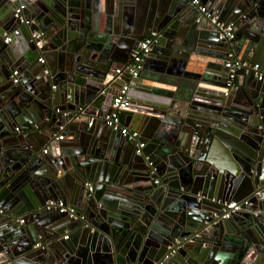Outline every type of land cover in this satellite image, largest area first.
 I'll return each mask as SVG.
<instances>
[{
  "label": "water",
  "instance_id": "obj_1",
  "mask_svg": "<svg viewBox=\"0 0 264 264\" xmlns=\"http://www.w3.org/2000/svg\"><path fill=\"white\" fill-rule=\"evenodd\" d=\"M79 2L0 0V7L7 10L0 12V92L9 99L5 103L0 99V138L12 136L0 142V167L4 165L0 169V221L8 224L7 236H0V264H248L244 254L250 252L264 264V80L256 79L252 71L236 68L228 55L232 49L240 61L264 59V45L257 47L258 39L251 33V29L257 30L256 23L264 20V0H199L198 4L172 0V7L159 22H151L152 14L144 23L130 22L121 33L123 40L117 35L106 45L100 43L103 39L91 41L86 30L78 29L80 36L87 38L81 40L85 49L78 69L102 78H79V71H75L77 76L70 74L69 80L78 86L87 84L84 95L77 97V91L72 96L66 94L65 82L58 80L59 71L43 63L38 67L36 58L38 62L40 56L34 50L66 45L74 35L71 29L78 28L83 17L86 21ZM18 4L24 5L21 18L28 23L15 16ZM66 4L70 6L66 8ZM206 4L210 16L197 21L198 6ZM213 16L224 25L233 24L231 39H218ZM33 30L42 33L44 44L39 49ZM103 31L105 39L117 34L108 21ZM152 33L155 41L139 75L130 78L126 73L116 80L115 69ZM5 35L11 42L15 37L24 39L32 50L19 66L7 59ZM162 38L163 42L166 39L163 49L158 46ZM152 58L159 60L155 61L159 73L150 76L151 80L170 86L186 83L188 92L180 96L173 88L159 87L154 94L141 93L143 103L154 111L148 115L144 135L129 139L107 127L109 131L102 129V141L90 139L92 145L83 141L104 122L108 110L101 102L107 99L111 107L115 89L125 82L141 87V79L151 75L146 61L150 63ZM15 67L32 71V83ZM165 72L175 77L160 74ZM209 81L219 90L209 92L213 98L208 105L216 110L217 119L231 127L230 136L241 140L225 142L232 149L226 166L213 158V145L210 148L218 143L209 124L213 118L202 112L196 119L171 116L185 118L192 105V87ZM51 83L57 87L51 88ZM127 95H135L130 86ZM127 110L129 106L119 110L121 122ZM27 114L34 120L32 126L20 124ZM70 125H76L75 130L87 126L77 146L72 151L62 150L63 143L55 141L49 155L42 156L44 144L33 139V132L39 130L47 141H54L59 129L68 131ZM15 127L23 132L13 135ZM204 130L208 133L203 135ZM55 148L60 153L56 154ZM40 163L49 168L35 175L30 183L34 198L26 202L19 187L32 176L31 168ZM88 184L93 185L92 192ZM7 190L17 195L12 199L13 208L2 200ZM103 190L107 195L101 200L98 195ZM244 199L249 201L247 205L221 218L225 203ZM18 200L25 205L19 206ZM48 200L60 201L74 213L60 212L54 205L46 209ZM34 220L39 222L42 246L34 247L39 242Z\"/></svg>",
  "mask_w": 264,
  "mask_h": 264
},
{
  "label": "crops",
  "instance_id": "obj_2",
  "mask_svg": "<svg viewBox=\"0 0 264 264\" xmlns=\"http://www.w3.org/2000/svg\"><path fill=\"white\" fill-rule=\"evenodd\" d=\"M79 1H80L79 2V10L80 11L79 12H81V10H84V12H86L84 15L86 18V21L83 17L81 19V22H80L78 28L75 27V28L71 29L70 32L73 33L74 35H73V37H71L70 39H68L66 41V45L54 47V49L52 48L49 50H37V49L34 50L36 53H39L38 55L41 58H43V60H44L43 64L46 65V67L49 66L52 70H56V71L60 72V76H58V80L61 83H63V81L65 82L66 94L69 93V95L72 96L75 93V91H77L76 92L77 97L83 96L84 95V89L83 88H87V84H83V85L81 84L80 86H78L77 83L69 80L70 74H75V76H77V73L75 71L81 72L78 69V66L83 65V63H82L83 57H82L81 52L84 51L85 44H84V42L81 43V40L87 41V38L84 36L81 37L79 32L77 31L78 29L86 30V32H88V36L90 37L91 41L94 40L95 38H97V40L103 39L102 41H100V43L106 45L107 43H113L115 40H113L112 38L117 37V35H119L121 37L120 39L123 40L124 37L121 36V33L125 30L126 24H129L130 22H132V23H138V22L144 23V21H146L149 18L150 14H152V16L150 17L151 22L155 23L158 21L159 17L165 12V10L170 9L172 7V0H79ZM67 3H68V1H67ZM69 6L70 5L66 4V8H68ZM203 6L207 7V4L203 5ZM46 8H47V6H46ZM63 8H64V10H66L65 13L67 14L68 10L65 7H63ZM2 11L7 12L5 7H4V9L2 7H0V12H2ZM49 15H50V17H53V15H51V14H49ZM82 15H83V13H82ZM107 21L110 24L111 30H113V28H114L115 29L114 32L117 31V34L111 33V35H110L111 39H109V38L105 39V38L101 37V34H104L103 27L105 26ZM230 24H232V23H230ZM256 24H257V26H256L257 30L251 29V33L256 35V37L258 39V43L256 45H257V47L259 46V48L261 49V47H263V45H264V39H261L264 37V20L260 19V21H258ZM124 26H125V28H124ZM183 26L184 25H182L181 27H183ZM80 27H82V28H80ZM178 28H180V24L178 25ZM33 31H39V30H33ZM242 31H243V29H242ZM245 31L246 30H244V32ZM99 34H100V36H98ZM7 37L8 36L5 35V38H7ZM15 38L16 39L14 42H11L10 39L7 43L5 41H3V42L8 45L9 51H8V53H6L7 59L10 62H16L17 63L16 66H19V64L21 62H25L26 56L32 50H29L28 49L29 47L28 48L26 47V43H25L24 39H21L19 37H15ZM153 41H155V40H153ZM159 42H160V44L158 46L163 49V46L166 44V39L163 42V38H162V39H160ZM261 42H262V45H261ZM151 45H153V43ZM37 48L39 49V47H37ZM230 50L231 51L229 53H233L234 55L236 54L234 50H232V49H230ZM149 53L147 55H149ZM259 55H261V54H259ZM146 57L147 56L144 57V60L142 63V69H143V65H144ZM263 60L264 59L262 57H258V59L254 62H258V63L264 65ZM91 61H92V59H91ZM150 61H151L150 63H147V61H146V64L148 65L146 71L151 75H149L148 78L141 79V81H142L141 87H135L134 88V85H132L133 83H129L130 91L134 92L135 95H133L132 97L130 95H128L129 100H130V104H132V106L129 105V110H127V115L126 116L124 115L122 117L123 122L120 121V123L122 125L127 126L131 130L137 131L138 134H140V135H144L145 132H148V121H149L148 115H152L154 113L153 109H151V107H153V106L150 107V105H149V107H147L145 105V103H143V101L140 97L141 93L154 94L155 89H159V87H162L165 89H172L173 88L172 92H176L178 95L182 96L183 94L188 92L187 88L189 87L188 84H186V83L183 84L180 82H177L176 84L173 83V85H171V86L170 85H164V84L160 85V83L158 84L157 82H154L153 80L150 79V76L152 77L153 74L159 73V70H156V68L159 67V64L155 63V61H159V60L156 58L155 59L152 58V59H150ZM127 62H128V60H127ZM36 63H38L37 65L39 67L41 62H39V60L37 62V58H36ZM196 66L199 67V65H196ZM15 69L17 70V67H15ZM17 71H18V73L23 74V77H24V79H26L28 84L32 83L33 75H34L32 71L26 70V68L24 70H21V71H20V69H18ZM160 74L164 75V76L175 77L174 75H172L171 73H168V72L160 73ZM86 76H88L87 73L81 72V73H78L77 77H79V78L85 77L86 78ZM88 77H91L95 80H100L102 78V77L95 78L94 76H91V75ZM118 78H120V77L119 76L115 77L116 80ZM182 78L186 79L185 77H182ZM13 82L17 83L14 80H13ZM125 83H128V82H125ZM50 87L56 88L57 86H55V84L51 83ZM78 87H80V88H78ZM48 88H46V89L48 90ZM35 89L36 88H34V90ZM36 90L40 91L39 89H36ZM216 90H219V89L213 81L212 82L209 81L207 83L198 82V85L196 88L192 87L191 91H193V92L191 93V91H190V97H191L190 104H192V105H191V108L190 107L188 108L190 111H189V113L186 114V117L183 118L181 116H175V115H171V116L178 117L179 119H182V120L191 119V116H194L192 118L196 119V117H197L196 115H198V114L200 115L201 114L200 112H202L203 114H205V116H207V118H213V120L210 121L209 124L211 125L212 129H214L213 130L214 136H212V137L215 138V140L218 143H212L210 145V148L213 145V147H212L213 158L215 160H217L218 162L222 163L224 166H226L225 163H227V161H229V159L232 157V155H231L232 149H231V146L227 143L225 144V142L227 140H228V142L230 140H233V141L237 140L238 142H240L241 140H239V137H237V136L236 137L230 136L233 134L230 132L232 130L231 127L228 124H226L225 122H221L220 118L217 119L216 110L214 108H212L210 105H208L211 103V102L209 103V100H212V98H213V95L209 92L216 91ZM115 91H117V89H115ZM131 98L135 99L136 101L134 103H132ZM0 99H2V103H5L7 100H9L7 98V96L4 95V93L2 91L0 92ZM110 105L111 104H109V101H107V99L101 102L102 108H104V107L107 108V110H108L107 114L113 110V106L110 107ZM0 108L3 109V106L2 107L0 106ZM143 110H145V111L143 112ZM148 110L150 113L148 112ZM28 118H30L29 121H28ZM31 118H32V116L27 114L26 118H23L24 122L20 121V124L21 125L30 124L29 126H32L31 124L34 122V120H32ZM127 122H128V124H127ZM33 125L35 126L36 123ZM97 125L98 126H95V128H98L97 132L93 133L89 139L84 138L83 141H85V142L88 141L90 145H92L91 144L92 141L90 139H94L96 141H102L101 140V135H103L102 129H104L105 131H109L108 130L109 127L107 128V126L104 124V122H101L100 124H97ZM130 125L133 128H130ZM68 128H69L68 131H66L63 127H61L59 130H60L61 138L62 137L63 138L59 139L60 135H58V137L55 138L54 141L53 140L47 141L44 138L41 131H39V130L36 132H33V136H32L33 139H35L36 141L40 140L42 142V144H44V146L40 149V154L42 156H45V154L49 155L50 144H54L55 141H60L63 143V146L61 147L62 150L66 149V150L72 151V149L75 146H77L76 143H77V139L79 140L80 133L82 134L83 133L82 130L85 131L87 126H83V128H81V129L77 128L76 130H75L76 125H70ZM10 131L11 130H9V132ZM22 132H23V129H19V128L15 127L13 135L15 133H22ZM29 132L31 133L32 131L29 130ZM66 133L67 134L71 133V134L66 135ZM202 133L204 135L208 132L206 130H204V132H202ZM4 136L5 137L0 138V142L3 140L8 141L12 137V136H6V135H4ZM83 137H85V136L83 135ZM86 138H88V137H86ZM231 145H232V147H234V145L232 143H231ZM44 149H47V152H44ZM58 152L60 153V149L58 150L57 148H55V153L57 154ZM55 155H51V156H55ZM11 159H13V155L10 158V160ZM44 165L45 164H42V163H40L39 165L35 164L31 168L32 169L31 172L33 173L32 176L26 178L24 180V182L21 184V186L19 187V190L22 192L21 194L26 199V202H28L29 200H33V198H34V197L32 198L33 187L30 183L34 182V177L36 174H41V173H39V171H43L44 169L47 168V166L45 168ZM46 165H48V164L46 163ZM2 168H4V165H1L0 169H2ZM48 168H49V166H48ZM5 186L6 185H4V187ZM86 187L91 192L94 189L93 185H90V184H88ZM7 191L8 192H5L4 197H2V200L5 199L4 202L9 204L13 208L15 205H14V203H12V199L17 195L13 192H9V190H7ZM105 195H107V193L103 190L101 195L99 194L98 197H100L101 200L106 199ZM18 201H19V206H21V205L24 206L26 203L23 200L22 201L18 200ZM50 201H53V200L46 201V209H47V204ZM105 202H108V200H106ZM256 209H258V207H255L254 211ZM38 223L39 222H37V221L35 222V220L32 223V225H34V230H35V234H36L35 236L37 238V241L39 240V242L36 241L37 243H35L34 247L42 246V244H44V241H41L40 235L38 234V233H41V231H39L40 228L37 225ZM7 225L8 224L6 222L0 221V236H7L8 231H5V228L7 227ZM37 231H39V232L37 233ZM245 256L249 260L248 264H262L261 261L255 260V253L254 252L244 254V257Z\"/></svg>",
  "mask_w": 264,
  "mask_h": 264
},
{
  "label": "built area",
  "instance_id": "obj_3",
  "mask_svg": "<svg viewBox=\"0 0 264 264\" xmlns=\"http://www.w3.org/2000/svg\"><path fill=\"white\" fill-rule=\"evenodd\" d=\"M199 0H192V3L198 4ZM24 8L23 4H18V6L15 9V16L20 17L21 22L28 23V20H23L21 18L22 9ZM198 10L200 12L199 16L197 17V21L200 17L206 16L209 17L210 13H208L205 10L204 6L199 5ZM211 22L214 23L218 28V39L222 41H227L233 37V25L232 24H223L222 22H219L216 20L215 16L211 17ZM16 32V31H15ZM32 37L35 38V45L37 47H41L43 44L42 40V33L39 31H33L31 33ZM154 33L152 35L142 41H139L137 45L131 50L128 62H126L124 65H122L119 68L115 69L116 76L122 75V74H128L130 78H136L141 69H142V63L144 60V57L147 56V54L150 52L151 44L153 43ZM4 41L7 43L9 41V38H5ZM231 58L234 59V64L236 68H243L245 71H252L255 78L259 80H264V65L260 64L258 62H248V61H240L234 58L233 53L228 54ZM39 62L43 63V58H38ZM227 66H229V62L226 63ZM233 71V68H230V72ZM17 71H13V75H15ZM230 76H232V73H230ZM16 81V78L13 79ZM129 83H124L120 88H118L117 92L115 93L112 101L113 110L108 113L104 117V124L113 129L118 130L121 135L127 136L129 139H133L138 135V132L135 130L129 129L127 126H124L120 123L118 112L119 110H122L130 105V100L127 95ZM61 138V135L59 136ZM143 143L140 142L139 146H142ZM44 152H47V149H44ZM249 201L247 199H244L242 201H229L225 203V207L223 208V212L221 213V218H228L231 216L233 212H237L241 209L242 205H247ZM56 206L58 208V211L65 212L68 211L70 215L74 213L73 208L68 207L64 205L62 202H57L56 204L54 201H50L47 204V208L50 206ZM261 213H264L262 211ZM257 214V212H255ZM22 221V220H20Z\"/></svg>",
  "mask_w": 264,
  "mask_h": 264
}]
</instances>
